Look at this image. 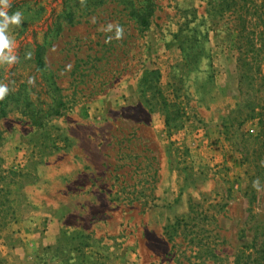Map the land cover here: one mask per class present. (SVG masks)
Listing matches in <instances>:
<instances>
[{"label": "rangeland", "instance_id": "1", "mask_svg": "<svg viewBox=\"0 0 264 264\" xmlns=\"http://www.w3.org/2000/svg\"><path fill=\"white\" fill-rule=\"evenodd\" d=\"M79 1L11 0L24 16L10 28L18 62L0 66L12 89L32 77L40 92L26 53L63 10L74 20L45 44L62 114L35 127L9 104L0 118V264H253L264 123L246 117L262 94L239 80L237 15L219 0H152L139 30L125 0ZM109 23L122 39L106 42Z\"/></svg>", "mask_w": 264, "mask_h": 264}, {"label": "trees", "instance_id": "2", "mask_svg": "<svg viewBox=\"0 0 264 264\" xmlns=\"http://www.w3.org/2000/svg\"><path fill=\"white\" fill-rule=\"evenodd\" d=\"M128 5V16L134 19V24L139 30H146L150 25V18L154 12V3L152 0H125ZM103 0H85L83 4H100ZM239 2H241L239 4ZM80 4L81 1H79ZM218 10H228L231 13H235L238 17L236 27L238 31L233 32L236 27L232 28V39L237 37L236 40L238 55L237 64L240 69L239 80L244 79L241 82H245L248 88H252V83L258 80L255 93L262 94L251 98L252 102H248L247 107L249 113L246 115L248 118H252L258 115L259 123H264V66L259 64V60L256 56L264 50V0H261L258 4L255 0H219ZM255 15L256 18L253 22L248 23L245 18L246 15ZM60 19V20H57ZM74 20V12L72 9H66L62 11V14L56 18L51 26H48L42 36V40L38 42L33 41V49L31 55V61L34 64L33 69L42 75L44 83L40 92L30 86L28 81H23L18 84L16 89H12L9 86L10 92L7 97L0 101V118L7 114L8 105L16 104L20 105L21 111L30 120V123L35 127L43 125L44 121L51 116H58L62 114L65 107V102L62 99V95L59 92V87L56 81L51 75L46 74V65L44 55L46 51V39L49 34H57L61 31L64 24H71ZM52 26L54 28L52 29ZM247 27V28H246ZM235 39V38H234ZM246 56H249V60H246ZM186 57V56H185ZM254 63V65H253ZM254 68V72L251 69ZM43 93L47 100H40L39 94ZM34 94V95H32ZM41 103L44 106H41ZM82 115L86 116L85 110H81ZM251 202V200H250ZM256 232L262 237V246H264V224H261ZM253 264H264V252H261L259 257L252 259Z\"/></svg>", "mask_w": 264, "mask_h": 264}, {"label": "clouds", "instance_id": "3", "mask_svg": "<svg viewBox=\"0 0 264 264\" xmlns=\"http://www.w3.org/2000/svg\"><path fill=\"white\" fill-rule=\"evenodd\" d=\"M85 0H81L83 4ZM11 8V0H0V66L14 65L18 62V56L15 54V39L10 34V28L20 27L23 23L24 16L21 11H15L9 13ZM102 30L105 32H113L114 37L108 36L106 42H110L113 38L120 40L123 38L124 30L118 23H109L106 26H102ZM32 53H26V59L31 58ZM28 84H35L34 78L28 79ZM10 89L8 84L0 82V101H3L9 94ZM253 187L259 190V180L253 181Z\"/></svg>", "mask_w": 264, "mask_h": 264}]
</instances>
